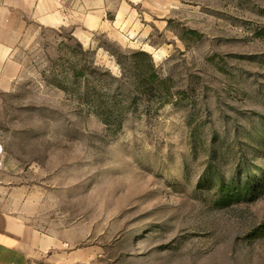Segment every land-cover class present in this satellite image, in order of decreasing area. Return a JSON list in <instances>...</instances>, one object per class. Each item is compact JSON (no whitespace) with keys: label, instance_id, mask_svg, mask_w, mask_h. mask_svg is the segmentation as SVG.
Returning a JSON list of instances; mask_svg holds the SVG:
<instances>
[{"label":"rangeland","instance_id":"374dc122","mask_svg":"<svg viewBox=\"0 0 264 264\" xmlns=\"http://www.w3.org/2000/svg\"><path fill=\"white\" fill-rule=\"evenodd\" d=\"M29 2L0 0V209L44 259L264 264V193L221 204L264 169V0H76L57 27Z\"/></svg>","mask_w":264,"mask_h":264},{"label":"crops","instance_id":"0c3cea01","mask_svg":"<svg viewBox=\"0 0 264 264\" xmlns=\"http://www.w3.org/2000/svg\"><path fill=\"white\" fill-rule=\"evenodd\" d=\"M29 1V9L26 12L33 20L31 21L40 27H57L74 22L78 7L76 0ZM85 6L84 3H79L81 13L85 15L84 20L88 25L90 26L92 20L99 23L104 17L102 12H91V8L87 10ZM8 7L14 8L17 5L10 3ZM39 239L36 231L30 229L22 217L0 209V264H61L58 257L44 259L46 252L56 246L50 244L47 247Z\"/></svg>","mask_w":264,"mask_h":264},{"label":"trees","instance_id":"16d2710c","mask_svg":"<svg viewBox=\"0 0 264 264\" xmlns=\"http://www.w3.org/2000/svg\"><path fill=\"white\" fill-rule=\"evenodd\" d=\"M262 33L264 34V30H262ZM151 76L150 81L156 83V80L159 79L158 73L153 72ZM259 171V174H257V169L252 171L245 181L242 182L244 186H241V184H237V186H222L221 190L225 192V195L222 198L221 204L231 205L244 200L251 201L255 197V191H258V193H264V169Z\"/></svg>","mask_w":264,"mask_h":264}]
</instances>
